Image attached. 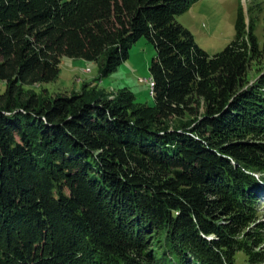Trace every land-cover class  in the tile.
Listing matches in <instances>:
<instances>
[{
  "label": "trees",
  "instance_id": "16d2710c",
  "mask_svg": "<svg viewBox=\"0 0 264 264\" xmlns=\"http://www.w3.org/2000/svg\"><path fill=\"white\" fill-rule=\"evenodd\" d=\"M195 0H0V264L264 263L259 7L212 54ZM154 46L153 103L123 86L43 97L63 56L114 71Z\"/></svg>",
  "mask_w": 264,
  "mask_h": 264
},
{
  "label": "rangeland",
  "instance_id": "374dc122",
  "mask_svg": "<svg viewBox=\"0 0 264 264\" xmlns=\"http://www.w3.org/2000/svg\"><path fill=\"white\" fill-rule=\"evenodd\" d=\"M238 4H242L246 22L249 21L248 4L259 7L255 31L261 55H256L251 61L249 74H261L264 69V0H195L176 18L191 31L196 43L212 54L221 50L233 38ZM154 54L153 44L141 36L131 44L128 57L107 75L102 74L100 63L95 60L63 56L56 78L29 85L25 89L31 88L43 97L82 93L86 96L101 94L113 98L117 90L125 86L133 92L136 102L151 104L153 97L149 65ZM3 88L4 83L0 81V90ZM258 206L259 219L264 220V193L259 196ZM240 253L235 264H249Z\"/></svg>",
  "mask_w": 264,
  "mask_h": 264
},
{
  "label": "bare ground",
  "instance_id": "6f19581e",
  "mask_svg": "<svg viewBox=\"0 0 264 264\" xmlns=\"http://www.w3.org/2000/svg\"><path fill=\"white\" fill-rule=\"evenodd\" d=\"M151 87H153V81L151 80Z\"/></svg>",
  "mask_w": 264,
  "mask_h": 264
}]
</instances>
